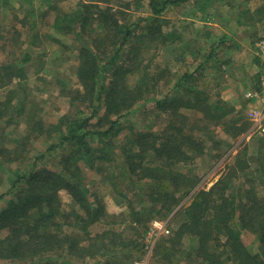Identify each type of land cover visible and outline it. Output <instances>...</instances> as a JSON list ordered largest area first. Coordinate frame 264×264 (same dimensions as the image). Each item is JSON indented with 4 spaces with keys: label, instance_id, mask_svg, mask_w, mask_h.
I'll return each instance as SVG.
<instances>
[{
    "label": "rangeland",
    "instance_id": "1",
    "mask_svg": "<svg viewBox=\"0 0 264 264\" xmlns=\"http://www.w3.org/2000/svg\"><path fill=\"white\" fill-rule=\"evenodd\" d=\"M154 1L160 4L163 0ZM85 2L109 7L121 24H132L139 16L152 14L151 0H0V146L20 147L21 143L25 148L23 153L27 154L22 163L5 162L4 168L0 167L1 191L8 187L18 166L36 164L37 168L61 169L59 159L68 148L59 143V131L29 133L30 125L42 121L45 125L60 123L62 126L65 120L67 123L76 117L82 118L91 110L89 103H81L83 98L73 97L82 90L76 75L78 50L89 46L92 37L80 31L77 23L69 21L80 12L78 7ZM217 2L204 9L200 16L190 11V0L169 4L159 16L162 36L154 42L145 35L142 37L141 27L134 24L137 27L131 40L136 45L124 51L122 60L116 65L133 66L134 71L127 75L128 84L137 82L142 74L149 78V86L154 90L133 105L130 113L120 120V130L114 138L111 137L112 141L104 143L107 144L106 151L117 153L114 161L103 159L97 161L94 168L84 167L86 187L100 194L106 210L105 215L87 229L93 235L106 230L110 251H96L95 255L84 257L63 252L62 258L57 257L58 264H130L143 256H147V264H156L157 258H152L153 250L147 254L144 246L153 220L165 222L168 229V232L161 231L149 238L154 248L160 237L168 235L184 220L185 207L194 191L208 190L221 176L229 177L239 193L253 188L264 205V177L259 178L256 173L257 156L264 152L261 142L264 132L254 129L248 109L256 102L246 96L256 87L261 68L255 44L264 30V9L257 12L264 0ZM197 16L199 18L194 20ZM59 24L67 27L66 30L54 29L53 26ZM94 26L92 35L96 34ZM106 45L108 55H111L112 43ZM26 56L29 59L23 61ZM190 73L195 78L184 80L174 89L176 81L183 74ZM186 82L205 89L211 103L222 100L227 104L228 113L220 122L207 124L203 113L188 112L191 121L199 125L192 132L202 141L204 149L190 152L189 159L168 164L197 182L190 189L181 188L178 204L165 215L153 214L143 232L140 225L130 221V209H138L140 202L149 206L152 200L126 179L117 164L120 159L117 146L132 131L162 133L170 119L156 107V102L170 92L184 95L191 86ZM78 109L82 110V115L77 114ZM103 113L101 108L98 116L89 121V128L105 129L109 125L98 120ZM238 126L243 130L235 134ZM89 143L94 148L101 142L91 136ZM143 186L147 188L145 184ZM58 196L61 208L71 212L68 192L60 190ZM61 228L70 231L76 230L77 226L71 225L70 221ZM109 228L115 233H107ZM3 234L5 231L1 232ZM241 238L264 264V249L259 246L257 236L242 231ZM133 239L135 242L131 243ZM136 239L139 245L134 247ZM193 240L187 239L186 246H193ZM92 243L86 240L83 245L89 247ZM52 254L51 258L55 259L56 255ZM105 254L109 255L106 257ZM183 254L177 255L173 264H186ZM40 257L27 261L0 259V264H41Z\"/></svg>",
    "mask_w": 264,
    "mask_h": 264
},
{
    "label": "trees",
    "instance_id": "2",
    "mask_svg": "<svg viewBox=\"0 0 264 264\" xmlns=\"http://www.w3.org/2000/svg\"><path fill=\"white\" fill-rule=\"evenodd\" d=\"M179 1L185 0H163L160 4L151 0L152 14L139 16L132 24L119 23L109 7L103 8L93 2L81 3L78 7L80 12L69 22L77 23L80 31L92 38L89 46L78 50L76 75L82 90L73 97L83 98L85 101L81 103H89L91 110L82 118L68 120V125L65 120L62 126L60 123L45 125L42 121L29 126V133L59 131L58 141L68 150L59 159L60 171L37 168L36 164L18 166L8 187L0 190V259L27 261L41 256V264H58L57 257L62 258L63 252L84 257L95 255L96 251H110L106 230L93 235L87 229L100 220L106 210L100 194L86 187L84 167L94 168L97 161L103 159L114 161L117 153L106 151L107 144L104 143L112 141L111 137L114 138L120 130V120L130 113L133 105L154 90L149 86V78L142 74L137 82L128 84L127 75L134 71L133 66L116 65L122 60L124 51L136 45L131 40L133 31L139 25L142 37L145 35L150 42L159 40L162 36L160 14L169 4ZM263 9L264 4L257 8V12ZM93 25L96 29L94 35L91 34ZM53 27L57 31L67 28L60 24ZM107 42L112 43L111 55H108ZM28 59L26 56L23 61ZM189 78H195L193 73L183 74L174 89ZM191 86L184 95L170 92L156 102V107L170 119L162 133L132 131L117 146L120 150L117 164L126 179L152 200L148 207L140 202L138 209H130V221L140 225L143 232L153 214L165 215L178 204L181 188L190 189L197 182L168 164L189 159L190 152L204 149L202 141L192 132L198 124L191 121L188 112L203 113L207 124L220 122L228 113L227 104L222 100L211 103L205 89ZM101 108L104 113L98 120L109 125L105 129L89 128V121L98 116ZM77 114L82 115V110L78 109ZM235 129L236 134L243 127ZM91 136L97 137L103 145L100 143L93 148L89 143ZM261 142L264 144V137ZM24 149L21 143L20 147L0 146V167L4 168L5 162L22 163L27 155L23 153ZM257 161L256 173L261 178L264 177V152L258 154ZM63 189L71 197V212L61 208L58 194ZM252 189L239 193L229 177L221 176L208 190H195L185 207L184 220L155 243L152 258H157L156 264H173L174 258L183 252L186 264H263L241 238L242 231L251 232L264 249V205ZM70 221L77 229L63 230L61 227ZM2 231L5 234L1 235ZM107 233L115 232L109 228ZM187 239H194L193 246H186ZM86 240L93 242L91 246L83 245ZM138 245L136 239L134 247ZM52 252L55 259L51 258Z\"/></svg>",
    "mask_w": 264,
    "mask_h": 264
},
{
    "label": "built area",
    "instance_id": "3",
    "mask_svg": "<svg viewBox=\"0 0 264 264\" xmlns=\"http://www.w3.org/2000/svg\"><path fill=\"white\" fill-rule=\"evenodd\" d=\"M256 56L258 57L261 68L258 73V81L256 87L246 93V96L252 101L256 102L254 107L248 109V114L254 121V129L258 132H264V30L259 34L256 44ZM168 232L165 222L157 219L153 220L150 228L147 231V235L150 237L155 236L159 232ZM147 237L144 244L147 254H150L152 245L149 243ZM130 264H147V256L134 259Z\"/></svg>",
    "mask_w": 264,
    "mask_h": 264
},
{
    "label": "crops",
    "instance_id": "4",
    "mask_svg": "<svg viewBox=\"0 0 264 264\" xmlns=\"http://www.w3.org/2000/svg\"><path fill=\"white\" fill-rule=\"evenodd\" d=\"M190 1H191V4L189 5L190 11L193 10L195 13L199 14V16L202 14V11L204 9L210 8L211 6H213L215 4V2H217V0H190ZM220 3L222 4V2H220ZM198 18L199 17L197 16V17H195L194 20H196Z\"/></svg>",
    "mask_w": 264,
    "mask_h": 264
}]
</instances>
